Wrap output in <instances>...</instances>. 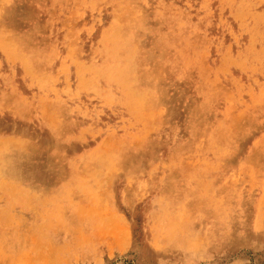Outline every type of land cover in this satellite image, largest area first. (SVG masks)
Instances as JSON below:
<instances>
[{
    "label": "rangeland",
    "instance_id": "374dc122",
    "mask_svg": "<svg viewBox=\"0 0 264 264\" xmlns=\"http://www.w3.org/2000/svg\"><path fill=\"white\" fill-rule=\"evenodd\" d=\"M126 1L0 0V264H264V0Z\"/></svg>",
    "mask_w": 264,
    "mask_h": 264
},
{
    "label": "bare ground",
    "instance_id": "6f19581e",
    "mask_svg": "<svg viewBox=\"0 0 264 264\" xmlns=\"http://www.w3.org/2000/svg\"><path fill=\"white\" fill-rule=\"evenodd\" d=\"M124 1H126V0H124ZM126 2H127V1H126ZM128 7H129V6H128ZM118 9H119V8H118ZM122 10H123V9H122ZM134 10H135V9H134ZM123 11H124V10H123ZM125 11H126V10H125ZM127 12H130V13H131V11H128V10H127ZM127 12H126V13H127ZM121 13H122V12L120 11V14H121ZM124 14H125V13H124ZM132 14H134L133 11H132ZM1 16H2V14H1ZM131 16H132V15H131ZM1 19H2V17H1ZM1 19H0V20H1ZM129 19H130V18H129ZM131 20H132V19H131ZM133 22H134V21H133ZM124 23H125V22H124ZM128 23H129V22H128ZM122 24H123V23H122ZM130 24H131V23H130ZM0 25H1V24H0ZM131 26H133V24L130 25V27H131ZM121 27H122V26H121ZM124 27H125V26H124ZM124 27H123V28H124ZM128 28H129V27H128ZM132 28H133V27H131V29H132ZM131 29L129 28V29H127V30H131ZM13 33H14V32H13ZM124 34H125V33H122V35H124ZM128 35H129V34H128ZM133 36H134V35H133ZM133 36H132V35H129V38L131 39V38H133ZM127 38H128V37H127ZM9 40H10L12 43H15V42H16V40H15L14 38H11V37L9 38ZM125 40H126V39H125ZM120 41H121V40H120ZM120 41H119V43H121ZM122 41H123V40H122ZM132 42H133V41H132ZM135 42H136V41H135ZM122 43H123V42H122ZM129 43H130V42H129ZM115 44H116V42H115ZM139 50H140V49H139ZM70 52H71V51H70ZM138 52H139V51H138ZM140 52H141V51H140ZM147 54H148V53H147ZM138 55H139V54H138ZM144 55H145V54H144ZM123 56H124V55H123ZM128 56H129V55H128ZM142 56H143V55H142ZM142 56H141V58L144 59V60L147 58V55H145L144 57H142ZM33 57H34V56H33ZM33 57H32V59H33ZM115 57H116V56H115ZM126 57H127V56H126ZM138 58H139V56H138ZM140 61H141V59H140ZM130 63H131V62H130ZM142 64H143V63H142ZM138 65H139V64H138ZM138 65H137L136 67H130V66H127V67H125V69H126L127 72H129L130 70H134L135 68L139 67ZM145 65H146V63H145ZM141 67L143 68L144 66H141ZM148 67H149V66H148ZM115 68H120V66H119V67H118V66H117V67L115 66ZM120 69H121V68H120ZM145 69H147V68H145ZM137 71H141V70H138V69H137ZM144 71H145V70H144ZM130 72H131V71H130ZM147 73H149V72L147 71ZM138 74H139V73H138ZM145 74H146V73H145ZM145 74H143V75L145 76ZM148 75H149V74H148ZM118 76H119V75H117V77H118ZM130 76H131V75H130ZM139 76H140V74H139ZM133 77H134V76H133ZM136 78H138V75H137ZM108 82H109V81H108ZM147 92H148V91H147ZM96 94H97V93H96ZM142 94H143V93H142ZM146 97H147V95H146ZM7 144H8V143H7ZM138 149H139V148H138ZM126 162H127V161H126ZM99 206H100V205H99ZM182 212H184V211H182ZM184 218H185V217H184ZM179 219H180V218H179ZM73 224H74V223H73ZM179 224H180V223H179ZM181 225L183 226V224H181ZM112 229H114V228H112ZM115 229H116V228H115ZM174 236H175V235H174Z\"/></svg>",
    "mask_w": 264,
    "mask_h": 264
}]
</instances>
